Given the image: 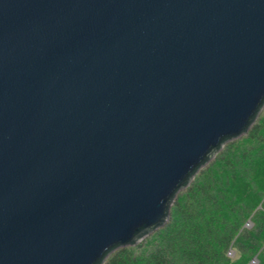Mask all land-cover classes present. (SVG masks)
Returning a JSON list of instances; mask_svg holds the SVG:
<instances>
[{
    "label": "water",
    "instance_id": "1",
    "mask_svg": "<svg viewBox=\"0 0 264 264\" xmlns=\"http://www.w3.org/2000/svg\"><path fill=\"white\" fill-rule=\"evenodd\" d=\"M264 104V0H0V264H100Z\"/></svg>",
    "mask_w": 264,
    "mask_h": 264
},
{
    "label": "trees",
    "instance_id": "2",
    "mask_svg": "<svg viewBox=\"0 0 264 264\" xmlns=\"http://www.w3.org/2000/svg\"><path fill=\"white\" fill-rule=\"evenodd\" d=\"M261 111L242 141H223L193 172L164 224L100 264H252V256L264 264V104Z\"/></svg>",
    "mask_w": 264,
    "mask_h": 264
},
{
    "label": "rangeland",
    "instance_id": "3",
    "mask_svg": "<svg viewBox=\"0 0 264 264\" xmlns=\"http://www.w3.org/2000/svg\"><path fill=\"white\" fill-rule=\"evenodd\" d=\"M259 112L262 113L261 108H260ZM259 112H258V113H259ZM243 138H244V137H243V134H240V136L233 137V138H231V140H232L233 142H240V141L243 140ZM229 141H230V140H229ZM222 146H223V145H222ZM212 157H213V156H212ZM212 157H211V159H212ZM211 159H210V160H211ZM210 160H209V161H210ZM206 163H207V162H206ZM206 163H205V164H206ZM205 164H204V165H205ZM182 188H183V187H181L180 189H182ZM180 189H179V190H180ZM246 225H247V226H250V221H248V222L246 223ZM229 253H230V256H231V257L234 256V252H229ZM250 261H252V264H255V263L257 262L255 256H254V257L252 256V258H251Z\"/></svg>",
    "mask_w": 264,
    "mask_h": 264
}]
</instances>
